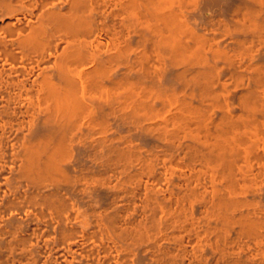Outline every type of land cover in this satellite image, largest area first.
I'll use <instances>...</instances> for the list:
<instances>
[{
	"label": "bare ground",
	"instance_id": "6f19581e",
	"mask_svg": "<svg viewBox=\"0 0 264 264\" xmlns=\"http://www.w3.org/2000/svg\"><path fill=\"white\" fill-rule=\"evenodd\" d=\"M0 264H264V0H0Z\"/></svg>",
	"mask_w": 264,
	"mask_h": 264
}]
</instances>
